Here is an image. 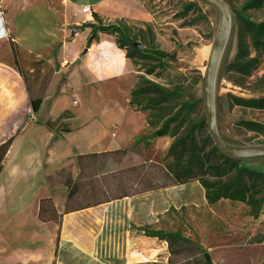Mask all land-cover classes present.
<instances>
[{"label":"crops","instance_id":"obj_1","mask_svg":"<svg viewBox=\"0 0 264 264\" xmlns=\"http://www.w3.org/2000/svg\"><path fill=\"white\" fill-rule=\"evenodd\" d=\"M83 8L90 13H83ZM0 10L9 32L8 38L0 37V148L11 141L0 172V211L5 208L10 212L9 219L14 222L20 219L22 226L25 200H16L13 205L9 202L11 195L28 194V191L35 194L37 218L40 200L45 198L53 199L58 213L63 214L68 187H50L48 177L71 166L75 181L80 173L76 164L78 157L130 151L138 138L148 137L173 113L149 126V115L158 110L148 113L131 109L130 93L137 84V77L133 61L126 58L127 52L118 47L114 37L101 34L99 41L87 51L90 29L81 30V34L69 41L70 29L90 23L93 13L109 24L152 23L151 14L140 0H0ZM11 41L18 50L17 61ZM210 50L202 46L195 48L194 53L200 56V62H205ZM48 73H51L48 89L38 112L33 114L31 100ZM124 80L128 84L124 90L125 100L109 98V85ZM136 118H142V127L138 126ZM47 124L53 126V131ZM171 143L170 138H163L156 140L155 146L169 148ZM107 158L118 160L119 156ZM149 159V163H156ZM31 163L36 164L39 173L36 181L29 183ZM31 179L34 180L33 176ZM194 184L203 191L202 201L207 205L203 188L198 182ZM189 185L170 190L178 191ZM168 191H148L143 203L140 196H133L103 204L92 211L85 209L65 215L60 247L72 245L86 254V243L96 242L98 238L89 231L99 224L102 228L100 242L107 249L109 228L118 226L126 228L122 235V264L158 261L166 264L169 254L164 244L143 236L137 229L159 224V215L168 211L165 208ZM161 197L163 199L159 200ZM58 198H61L60 203ZM40 224L56 230L53 223ZM83 229L85 233L80 234ZM248 240L246 234L231 231L209 235L204 239V246L213 264H261L264 244L249 245ZM54 252L55 249L46 264L54 263ZM100 264H109V261L101 256Z\"/></svg>","mask_w":264,"mask_h":264},{"label":"rangeland","instance_id":"obj_2","mask_svg":"<svg viewBox=\"0 0 264 264\" xmlns=\"http://www.w3.org/2000/svg\"><path fill=\"white\" fill-rule=\"evenodd\" d=\"M140 1L151 14L152 23H136L125 26L126 32L143 49L151 48L167 54L166 62L173 68V72L160 73L159 78L147 75V71L154 64L136 59L133 62L136 77L145 76L161 85L166 84L169 74L189 76V81L194 77L202 78L200 84L192 87L183 99L172 101L168 107L154 109L158 112L149 115L151 126L174 113L185 100L201 102L193 120L206 118L203 84L208 58L205 62H200V56L194 53V49L202 46L211 49L219 24L218 9L203 0ZM225 1L232 12L233 32L221 67L223 76L219 78L217 86L216 107L219 132L222 139L230 145L264 146V135L249 132L240 125L242 121H254L264 125V111L237 107L231 101L232 97L243 100L264 99V47L256 50L251 41H248L250 60L256 61V67L249 76L225 73L226 66L235 60L237 54L239 16H246L255 22L264 21V6L244 11L243 7L249 0ZM187 5L192 6V11L182 17ZM19 21L21 22V20ZM53 22L54 20L52 24ZM90 23H94V20ZM127 85L126 80L116 81L115 84L109 85L107 88L109 98L125 100L124 90ZM135 120L138 126H143L142 118ZM200 129L197 136L198 143L210 135L208 125L202 126ZM155 145L154 143L149 149L140 145L127 153H121L118 162L111 160L112 158L84 160L81 166L83 179L78 182L77 194L70 202L69 209L94 206L90 208L92 211L101 206L98 204L123 195L132 199L131 194L133 193H139L143 203L145 201L143 197L147 195L148 191L160 193L169 190L168 196H165V199L168 200V205L165 207L168 210L167 213L163 216L159 215V224L149 227L169 232H180L186 238L198 241L204 248V239L212 234L240 231L249 237L248 242H256L264 238V215L251 216V208L247 204L222 200L213 206L206 205L202 201L203 191L198 187V184H194L195 182L188 183L191 185L178 191L170 190L173 188L170 187L172 182L159 169V165L165 162L169 148H165L164 145L157 147ZM149 158L154 159L156 163H149ZM133 159L140 162V165L138 164L135 169L138 171L137 173H133V165H136L133 163ZM29 165H31L28 169L29 183H32L36 181L35 176L39 171L35 168L36 164ZM260 170L264 171V168ZM31 176L34 180L31 179ZM180 197L183 199L182 201H180ZM21 198L25 200L24 210L21 212L23 215L22 226L20 219L15 222L9 219L10 212L5 208L0 211V264H46L55 249L57 225L55 230L52 226L40 224L36 212V195L30 191L28 194L24 192L23 195H11L9 202L14 205L15 201ZM185 198L188 199L185 201ZM257 198H261V196ZM162 199L163 197L159 198V200ZM4 200L5 198L1 204L3 206ZM172 200L175 203H170ZM57 201L60 203L61 198H58ZM120 217H123V213L120 214ZM143 228L135 229L141 233L140 230ZM101 229L98 224L90 231L88 230L93 237L98 238L96 242L91 240V243H86V254L80 248L72 245L61 247L59 245L54 264H100L101 256L103 259L106 257L109 264H122L123 259L121 258L124 254L122 235L126 228L118 226L109 228L107 249L100 242ZM84 233L83 229L80 234ZM104 234L106 235V232ZM162 243L167 248V245ZM263 263L264 261L261 264Z\"/></svg>","mask_w":264,"mask_h":264},{"label":"trees","instance_id":"obj_3","mask_svg":"<svg viewBox=\"0 0 264 264\" xmlns=\"http://www.w3.org/2000/svg\"><path fill=\"white\" fill-rule=\"evenodd\" d=\"M225 2L227 3V1ZM263 6L264 0H249L244 5L243 10L259 9ZM191 11V5L185 6L182 17H185ZM92 17L94 23L83 24L81 27L82 31L90 29V34L86 42V51L90 49L93 43L99 41L101 34L109 35L116 39L120 49L127 52V59L133 62L137 59L141 62H151L154 64L147 71V75H154L156 78H159L160 73L173 72V68L166 62L168 58L167 54L151 48H145L139 51L134 46L135 40L128 36L126 27L122 23H106L95 13L92 14ZM249 40L256 50L264 47V21L255 22L246 16H239L237 54L235 60L226 66V74L249 76L251 71L256 67V61L250 60ZM11 45L17 61L19 56L17 47L12 41ZM157 71L158 73H156ZM50 75L51 73H48L43 77L36 95L31 100L33 114H36L39 110L50 83ZM222 76L223 73L221 69L219 78H222ZM201 81L202 78L194 77L189 81V76L169 74L166 84L161 85L151 81L145 76H138L137 84L130 93V107L134 112L149 113L156 108L170 104L174 100L183 99L185 94L191 90L192 87L198 86ZM231 101L233 105L237 107L264 111V99L243 100L232 97ZM200 104V101H183L176 112L165 119L159 129L153 133L151 132L148 137L143 136L138 138L132 148L143 145L146 149H149L156 140L170 138L172 143L165 157V162L159 165V169H161L164 175L172 182L170 187H179L191 182H198L204 189L206 201L210 206L222 200H227L232 203L247 204V206L251 208L250 215L253 217L264 215V171L260 170L264 168V157L251 160L229 158L215 147L210 135L203 139L201 143H198L197 136L201 131L200 128L208 125L206 118L193 120ZM148 124L151 126L150 121H148ZM240 125L249 132L264 135L263 124L254 121H242ZM46 127L50 131H53L52 125L47 124ZM10 146L11 141H8L0 148V172ZM121 153H127V151L110 153L108 155L93 154L78 157L76 159V164L80 173L75 181L72 179L71 166L48 177L47 184L50 187H68L65 212L63 214L58 213L54 201L51 198L41 199L39 203L38 220L43 224L53 223L58 227L55 241V257L59 251L60 234L64 216L94 207L88 206L69 209L70 202L77 194L78 182L83 179L81 170L83 161L107 158L111 157V155L120 156L119 154ZM111 160L118 162L116 158H112ZM133 163H136V165H133V173H137L138 171L135 169L138 164L140 165V162L139 160L133 159ZM147 169L149 168L147 167ZM131 195L140 196L139 193H133ZM259 196H261V198H257ZM127 197L128 196L123 195L100 203L98 206ZM140 231L145 237L157 239L167 245L169 259L166 264H213L206 248L198 241L186 238L180 232H169L154 229L152 227H145ZM248 244H264V238L256 242L250 241ZM147 264L165 263L154 262Z\"/></svg>","mask_w":264,"mask_h":264},{"label":"water","instance_id":"obj_4","mask_svg":"<svg viewBox=\"0 0 264 264\" xmlns=\"http://www.w3.org/2000/svg\"><path fill=\"white\" fill-rule=\"evenodd\" d=\"M219 11V24L210 55L206 65V73L203 84V100L207 124L210 136L215 147L225 156L238 160H251L264 157V146H235L226 143L219 132L217 122V86L219 75L233 32V17L229 5L224 0H203ZM71 36L69 41L81 34V28L74 26L70 29ZM139 51L143 47L139 44L134 45Z\"/></svg>","mask_w":264,"mask_h":264},{"label":"built area","instance_id":"obj_5","mask_svg":"<svg viewBox=\"0 0 264 264\" xmlns=\"http://www.w3.org/2000/svg\"><path fill=\"white\" fill-rule=\"evenodd\" d=\"M82 12L83 13H90V11L88 9H85V8L82 9ZM0 29H1V32H2L0 37L8 38L9 32H8V29L6 28L5 23H4L1 10H0Z\"/></svg>","mask_w":264,"mask_h":264}]
</instances>
